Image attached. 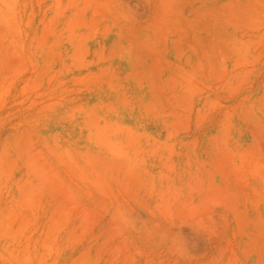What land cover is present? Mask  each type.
<instances>
[{"label": "rangeland", "instance_id": "1", "mask_svg": "<svg viewBox=\"0 0 264 264\" xmlns=\"http://www.w3.org/2000/svg\"><path fill=\"white\" fill-rule=\"evenodd\" d=\"M0 264H264V0H0Z\"/></svg>", "mask_w": 264, "mask_h": 264}]
</instances>
